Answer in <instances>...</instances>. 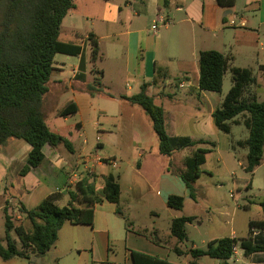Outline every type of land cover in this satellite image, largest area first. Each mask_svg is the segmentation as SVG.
Returning <instances> with one entry per match:
<instances>
[{
    "label": "crops",
    "instance_id": "crops-1",
    "mask_svg": "<svg viewBox=\"0 0 264 264\" xmlns=\"http://www.w3.org/2000/svg\"><path fill=\"white\" fill-rule=\"evenodd\" d=\"M239 1L233 9H237L238 6L241 7L239 12L258 9L260 10L259 22L248 20L244 15L238 16L237 22L231 18L233 11L219 7L215 0H167V5L164 0H128L124 7L119 6L116 14L105 17V19L107 24L112 21L115 24L125 25V31L120 34L127 38V48L125 53H119L118 56L121 57L118 61L125 62L123 74L127 79H133L134 84L126 83L127 88L124 89H117L113 85L105 83L106 72L103 70H96L93 77L86 73L88 58L86 45L82 46L83 54L81 56L66 55L77 57L79 60L71 68L70 78L63 77L65 75L63 73H66L67 70V64L55 62V70L48 83L49 91L43 99L42 110L49 129L67 139L69 144L68 146L60 144L56 147L46 144L43 147L45 158L42 163L24 176L21 171L28 162L31 146L23 139H13L1 146L0 212H3L5 217L6 208L9 210L11 207H16L21 213L22 207L26 210H33L50 197L55 198L59 206H67L71 201L70 193L75 192L77 184L83 181L93 185L95 193L101 197L104 178L109 175L116 178L121 189L118 205L104 200L94 206V219L91 225H75L70 222L63 225L59 231L58 240L51 249L57 264H66V262L70 264H134L132 257L134 251L160 260H167L172 264H189L191 262L190 249H183V243L172 236L171 230L161 236L160 229L154 228L152 231L149 228L135 229L127 217L116 213L117 208L121 209V202L128 201L130 197L137 203L143 202L145 189L151 191L170 212L173 210L168 205L171 196L182 197L184 205L187 198L193 199L190 190L179 176L182 169L173 166L176 152L171 156H164L160 153L159 143L157 146V135L153 130L150 117L140 106L131 104L126 98L140 93L142 85L148 84L146 93L153 97L155 104L163 108L166 131L169 136L190 137L194 141H211L209 139L212 136L216 140L220 139L212 114L220 107L222 99L216 96L220 93L199 88L200 73L197 60H199L200 52L207 50L221 52L232 58L231 65L235 67L252 70L257 67L259 71H261L260 67H264V64L260 63L256 50H253V53L251 51L258 45L264 48V42H260L261 29L264 27V0H246L243 5H239ZM164 7L180 16L165 14ZM142 14L145 15V26H133L135 19L143 18ZM154 22H161L165 32H169L174 27L177 29L180 27V36L186 39L191 34L193 47L191 58L186 59L189 60L186 63L175 65L177 67L175 71V68L171 66L173 64L171 53L162 48L161 39L151 32V27H153L151 25ZM256 25L257 27H254ZM198 27L204 33H211L210 36L215 40L221 41V35L224 36L225 41L220 42L219 49L221 50L209 48L196 50L193 41L195 42ZM229 27L236 29L234 35L226 30ZM91 35H94L99 43L103 40H113L114 37L119 38L118 33L111 32L101 36L95 30L91 32ZM232 36L235 37L238 46L245 48V53L242 56L241 53L239 55L229 52L232 45L227 40ZM62 42L77 44L69 41ZM240 59L249 63L234 65ZM261 72L264 74V71ZM89 86H94L95 90L91 92ZM173 88L187 90L186 92L190 96H180ZM63 93L68 94L67 99L61 104L54 105L55 96H61ZM100 100L102 103L99 104ZM111 102H118L120 109H125V115L138 120L139 123L136 125L134 123L130 125L131 136L134 135L135 138L141 139L144 130L145 137L149 135L154 140L152 143L141 142V140L137 142L138 144L133 147L137 149V153L135 152L133 156L134 164L130 162V170L129 168L125 169L126 172L133 171L135 175L142 178L145 186H141L138 182L128 183L121 172L116 174L115 170H123V159L120 160L121 163L118 162V154H103L106 143H112V140L115 141L116 136H119L118 126L113 121H109L116 117L117 112L115 105ZM71 103L77 107V113L65 117L59 116V112ZM102 117L105 121L101 120ZM72 118L75 119V124L68 125ZM92 119H95L94 122ZM69 128L71 130L67 131ZM89 129L92 130L91 136H88ZM74 130L76 131L75 135ZM93 133L95 136H92ZM73 137L76 139L75 143L73 140L71 141ZM99 159L102 160L101 163L98 162ZM111 161L115 162L116 166H113ZM74 175L76 176L75 181L69 184ZM124 188L131 195L129 198L125 194ZM98 214L104 216L103 219L101 217L100 223H97ZM153 215L156 219L160 217L157 212H154ZM170 217L172 221L180 218L174 216L173 213H170ZM124 222H129V225L125 223V226L122 227L121 224ZM18 224L27 228L31 226L25 219V214L22 215V221ZM235 235L232 230L229 238L237 239ZM139 239H144L146 243L139 242ZM133 240L136 247L128 246ZM122 242L126 243L124 249L121 250L122 253L112 250L114 244ZM239 248L240 246L237 245L234 255L227 263L264 264V253L246 257L243 250L239 252ZM191 249L199 248L194 245ZM172 254L183 257L182 261L172 262ZM45 256L46 254L33 256V258L43 264ZM201 258L197 260V264H201ZM209 260L206 264H211V260L218 259L210 258Z\"/></svg>",
    "mask_w": 264,
    "mask_h": 264
},
{
    "label": "trees",
    "instance_id": "trees-1",
    "mask_svg": "<svg viewBox=\"0 0 264 264\" xmlns=\"http://www.w3.org/2000/svg\"><path fill=\"white\" fill-rule=\"evenodd\" d=\"M73 1L0 0V147L13 139H23L31 146L28 162L21 171L23 176L42 163L46 144L53 147L69 144L67 139L49 129L42 105L55 70V56L83 54L82 45L65 43L59 39L62 21L73 7ZM215 1L219 7L230 10L238 0ZM164 2L168 4L167 0ZM89 40L94 45L92 59L96 60L99 55L98 39L90 35ZM231 62L230 56L215 50L200 52L199 88L221 93L224 76L230 71L232 87L222 105L213 112V122L219 132L227 135L231 134L233 125H244L249 131L247 139L233 142L231 148L234 151L238 148L248 150L245 171L253 174L264 158V101L260 102L252 90L258 85L253 70L232 66ZM260 70L264 71V67H260ZM148 86L143 84L140 93L126 100L140 106L150 117L162 155L171 156L177 151L198 146L184 159V169L179 173L193 198V185L201 176V167L206 162L207 154L214 151L216 143L169 136L164 110L146 93ZM89 90L93 92L94 86H89ZM76 113L77 107L71 103L59 112V116ZM104 181L101 197L95 193L93 185L83 181L77 184L75 192L70 193L71 201L67 206H59L55 198L50 197L36 209L26 210L22 207L21 211L29 221L30 228L16 226L6 208V233L5 238L0 240V257L4 261L21 258L31 264L33 256L44 255L55 246L59 231L66 222L91 225L96 204L104 200L116 205L120 202L121 189L116 178L109 175ZM250 186L251 182L246 184V189H250ZM168 205L172 209L182 210L184 199L171 196ZM261 205L264 212V203ZM116 213L123 216L120 208H117ZM195 219H174L170 227L172 236L180 243L187 241V225ZM238 244V239L226 237L208 243L206 249H190L192 260L189 264H197V260L204 256L229 264L227 261L234 255ZM240 248L246 257L264 253V220L250 222L248 237L240 240ZM132 257L134 264H172L136 251L132 252Z\"/></svg>",
    "mask_w": 264,
    "mask_h": 264
},
{
    "label": "rangeland",
    "instance_id": "rangeland-1",
    "mask_svg": "<svg viewBox=\"0 0 264 264\" xmlns=\"http://www.w3.org/2000/svg\"><path fill=\"white\" fill-rule=\"evenodd\" d=\"M126 1L128 0H74L73 7L69 10L67 16L62 21L59 36L61 41H69L82 46L86 45L88 52L86 73L93 77L96 74V70L105 71V83L113 85V87H116L117 89L127 88L126 83H128V85L134 84L133 79H127L123 74V66L125 62L118 61L119 57H121L118 56L119 53H125L127 48V38L120 34L125 31V25L123 26L120 23L115 24L110 20L108 21L111 23L108 22L109 24H107L105 17L107 18L110 15L113 16L116 14L115 12L118 11V7H124ZM245 2L246 0H240L239 5H243ZM240 9V6H238L237 9H231V11H233V16L231 18H234L238 22V16L244 15L248 20L259 22L260 10L239 12ZM165 10V14L170 16L179 15L174 11L167 10V8H165ZM207 12L209 13L208 10ZM141 17L143 18H137L134 20L133 26H145V15L142 14ZM207 22L209 21L207 20ZM151 26H153L151 27V32L161 39L162 48H165L168 53H171V56L173 57V64H171V66L175 68L174 71L177 70L175 65L189 61L186 59L191 58V51L193 49L191 45V34L187 39L181 37L180 27H178V29L174 27L169 32H165L164 25L161 22H154ZM254 27H257V25ZM94 30L101 36L107 35V33L111 32L118 33L119 36L118 39L114 37L113 40L110 41H100L99 55L96 60L92 59L94 45L92 44V41L89 40V36ZM226 30L230 31L229 33H232L233 35L236 32V29L232 27L226 28ZM261 30L262 32H260L262 36L260 42H264V27ZM210 34L211 33L208 34L202 32L199 27L197 28L196 39H194L195 42L193 41L196 50L202 48L221 50L219 49L220 42L225 41L224 36L221 35V41H219L217 39L215 40ZM227 41L232 45L229 52L239 55L241 53V56L245 53V48L236 44L235 37L232 36ZM253 50H256L258 53L260 63L264 64V48L258 45L256 48L251 49L252 53ZM176 60L180 61L177 62ZM78 61L77 57H68L63 54L55 56V62H65L67 64L66 73H63L65 74L63 76L65 79L66 77H71L70 70L78 63ZM248 63V61L240 59L234 63V65H244ZM256 68L257 67L253 69V74L257 79V82L260 84L255 86L252 90L257 94L258 100L262 102L264 101V74ZM231 87V73L230 71H227L224 76L222 92L216 94V96L221 97L223 102ZM173 90L180 96H190L187 94V90H177L176 88H173ZM67 97L68 94L65 93L61 96H55L56 102L53 104H61L67 99ZM98 103L100 104L102 101L100 100ZM112 103L115 105L117 112L115 114L116 117L109 119V121H113L118 126L117 133L119 136H116V140H112V143H106V148L103 151V154H118L117 161L121 163L120 160L123 159V170H115L116 174L121 172L128 183L138 182L141 186H145V182L142 178L135 175L133 171L126 172L125 169L131 166L129 165L130 162H132L131 164H134L135 159L133 156L135 152L137 153V149H134L133 147L138 144L137 142H140L141 140V142L149 141L152 143L154 140L149 135L145 137L144 130L142 131L143 133L141 136L143 137L141 139L138 137L135 138L134 135L131 136L130 131L132 128L130 125H133V123L136 125L139 123L138 120L131 119L128 115H125V109H120V104H118V102H111V104ZM94 120L95 119H92V122H94ZM101 120H104L103 117ZM73 124H75L74 118L68 122V125ZM69 130L71 129H67V131ZM73 132L75 135L76 131L74 130ZM91 133L92 130L89 129L88 136H91ZM95 133H93L92 136H95ZM219 134L220 139L216 140L214 136L209 139L217 144L216 149L207 154L206 164L202 168L203 173L193 185V199L187 198L183 210L173 209L171 212L166 210V208L148 189H145L146 192L143 196V202L137 203L131 197L128 201L123 200L121 202L123 215L127 217L135 229L149 228L150 231L154 228L160 229L162 236L165 235L167 231L170 232L172 223L170 213H173L176 217L195 216L196 219L187 225L188 240L183 242L182 247L183 249L187 248L189 250L195 245L196 248L206 249L211 240L229 237L232 230L235 232V236L239 241L238 245L240 246V240L248 237L250 222L264 220V212L261 205L264 203V158L262 160V165L257 167L253 174L247 173L245 171V166L247 165L248 150L238 148L234 151L231 146L233 142L235 143L238 140L247 139L249 131L244 125H233L231 134L227 135L221 132H219ZM72 140L74 143L76 142L74 137L71 138V141ZM158 143L159 141L157 138V146ZM218 146L219 148H217ZM204 147H207V145ZM195 149L196 147H192L177 151L173 160V166H177L183 170L184 164L182 162H184V159L190 156ZM250 182V189H246V184ZM124 190L129 198V196H131L130 193H127L128 191H126V188H124ZM154 212L159 213V219H156L153 215ZM101 217L102 219L104 218V216L98 214L97 223H100ZM129 222L121 224L123 225L122 227L125 226V223L126 225H129ZM5 233V217L3 212H0V240L4 238ZM138 241L146 243L144 239H139ZM132 242L128 244V246L136 247V245H134L135 241L133 240ZM125 246V242L114 244L112 250H117L119 253H122L121 250L124 249ZM239 252H242L241 248H239ZM182 259L183 257H178L175 254H172L171 256L172 262L179 263ZM209 259L210 258H201L200 263L206 264L210 261ZM0 264H29V262L21 258H13L9 261H3L0 257ZM43 264H57L53 250L46 253ZM66 264L70 263L66 262ZM211 264H222V262L211 260Z\"/></svg>",
    "mask_w": 264,
    "mask_h": 264
},
{
    "label": "built area",
    "instance_id": "built-area-1",
    "mask_svg": "<svg viewBox=\"0 0 264 264\" xmlns=\"http://www.w3.org/2000/svg\"><path fill=\"white\" fill-rule=\"evenodd\" d=\"M232 24H234V23L232 22ZM101 161H102L101 159L98 160V162H100V163H101ZM111 162H112L113 166H116L115 162H113V161H111ZM75 177L76 176L74 175V177L69 182V184H71V183H73L75 181ZM8 212H9V215L11 216V218H12V221L19 226L20 224H18V223H21L23 214L16 207H11L8 210Z\"/></svg>",
    "mask_w": 264,
    "mask_h": 264
},
{
    "label": "water",
    "instance_id": "water-1",
    "mask_svg": "<svg viewBox=\"0 0 264 264\" xmlns=\"http://www.w3.org/2000/svg\"><path fill=\"white\" fill-rule=\"evenodd\" d=\"M31 264H40V261L37 260L36 258H31Z\"/></svg>",
    "mask_w": 264,
    "mask_h": 264
}]
</instances>
